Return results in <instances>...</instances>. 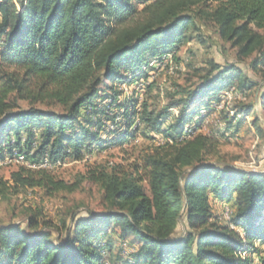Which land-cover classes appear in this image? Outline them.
<instances>
[{
    "label": "trees",
    "instance_id": "16d2710c",
    "mask_svg": "<svg viewBox=\"0 0 264 264\" xmlns=\"http://www.w3.org/2000/svg\"><path fill=\"white\" fill-rule=\"evenodd\" d=\"M199 14L237 49L236 62H211L200 81L177 84L164 106L141 100L139 89L126 96L116 88L144 79V92L152 93L150 61L190 42ZM241 63L264 75V0H0L1 161H81L137 134L154 143L133 170L89 172L108 207L74 214L64 237L39 227L35 213L27 230L0 224V264H253L252 255L244 257L249 252H259L264 264L255 246L264 241V170L208 158L215 136L237 130L252 114L264 138V79ZM19 99L32 105L22 108ZM216 111L221 131L205 132ZM187 128L197 133L182 141ZM18 165L11 174L18 186L74 189L45 167ZM6 188L0 181V195ZM212 199L222 211L212 209Z\"/></svg>",
    "mask_w": 264,
    "mask_h": 264
},
{
    "label": "rangeland",
    "instance_id": "374dc122",
    "mask_svg": "<svg viewBox=\"0 0 264 264\" xmlns=\"http://www.w3.org/2000/svg\"><path fill=\"white\" fill-rule=\"evenodd\" d=\"M199 8L197 10H200ZM204 9L210 10L211 8L205 7ZM141 18L142 16L138 15L130 22H136ZM187 34L192 36L191 41L182 45L177 52H168L160 59L150 61L148 67L153 69L150 71L148 81L154 82L156 85L152 93L146 95L144 92L146 90L144 79L137 84H116V88L122 90L126 96L132 94L134 89H139L142 91L141 100L148 98L152 106H164L168 102L167 94L173 91L177 84L186 87L200 81V78L211 69V62L226 64L237 61V49L220 36L218 27L208 17L199 14L197 28H191ZM175 56L179 59L178 61L174 59ZM240 65L252 78L258 82H263L264 75L262 72L251 70L246 63ZM12 96L15 98L17 93ZM223 97H227L230 104H234L230 92H225ZM253 98V96L249 97L247 102L252 101ZM18 103L22 108H28L32 105L30 100L19 99ZM33 105L57 111L64 110L61 106L47 103H33ZM219 108L221 107L219 106ZM171 112L177 114L178 110L174 109ZM252 119L253 114L246 117V121L237 130L221 131L219 126L223 127V125L218 121V112L216 111L207 117L203 128L205 132L220 130L225 134L215 136V148L208 155V158L244 169L264 170V138L257 136L251 125ZM195 131L197 133V130ZM157 139L159 140L158 143L156 140L157 145L164 143L162 136H158ZM153 146L154 143L150 138H143L141 134H137L124 145L111 146L103 151L95 150L91 155L87 154L81 161L68 158L61 164L48 166L37 164V167L20 159L19 162L10 164L1 162L0 181L6 183L7 188L4 194L0 195V224L20 223L27 230L29 216L35 213L39 214V227L48 228L57 239L64 237L66 233L64 225L70 222L74 214L85 215L89 211L101 212L108 207L104 202L100 185L89 179V172L97 168H111L113 166H122L124 169L133 170L136 164H140L141 156L153 149ZM18 164L34 169L45 167L47 172L56 180H62L69 186H73L74 189L49 191L40 187L25 188L18 186L11 180L12 172L17 171L21 166ZM141 173L144 175L145 171L142 170ZM225 207H229V205H225ZM225 207H223V215L226 219ZM214 210L216 212L222 211V207ZM255 246L261 247L264 251V241H257ZM250 255L254 258L253 264H262L259 259V252L256 254L249 252L244 254V257Z\"/></svg>",
    "mask_w": 264,
    "mask_h": 264
},
{
    "label": "bare ground",
    "instance_id": "6f19581e",
    "mask_svg": "<svg viewBox=\"0 0 264 264\" xmlns=\"http://www.w3.org/2000/svg\"><path fill=\"white\" fill-rule=\"evenodd\" d=\"M227 94V93H226ZM171 110H174L173 108L171 109ZM173 113V112H172ZM248 119V118H247ZM195 133H196V131L195 130H193L192 128H187L186 130H185V132H184V136L180 139V140H184V139H189V138H191L193 135H195ZM169 142L170 143H173V141L171 140V139H169ZM181 142V141H180ZM161 143H163V142H161ZM14 161H19V160H17V159H12V158H6V159H4L3 161H0V163L1 162H3V163H7V164H10V163H13ZM45 163L46 164H43V166H48L49 164H53L52 162H50L49 160H46L45 161ZM57 163V162H56ZM55 165H57V164H55ZM35 166V165H34ZM34 166H32V167H34ZM36 167V166H35ZM231 208L230 207H226V210H225V215H226V219H229L230 218V216H231Z\"/></svg>",
    "mask_w": 264,
    "mask_h": 264
},
{
    "label": "built area",
    "instance_id": "2783aa9c",
    "mask_svg": "<svg viewBox=\"0 0 264 264\" xmlns=\"http://www.w3.org/2000/svg\"><path fill=\"white\" fill-rule=\"evenodd\" d=\"M145 83V82H144ZM158 139H157V143H158ZM91 155V154H90ZM24 161H25V163H31L30 161H28L27 160V158H24ZM62 163V161L60 160L59 162H57V163H53V164H49V165H55V164H61ZM32 164H35V163H32ZM39 164H46L45 162H40ZM225 207V206H224ZM225 210H226V207H225Z\"/></svg>",
    "mask_w": 264,
    "mask_h": 264
},
{
    "label": "crops",
    "instance_id": "0c3cea01",
    "mask_svg": "<svg viewBox=\"0 0 264 264\" xmlns=\"http://www.w3.org/2000/svg\"><path fill=\"white\" fill-rule=\"evenodd\" d=\"M212 209H218L220 207V204L216 202V200H211ZM215 211V210H214Z\"/></svg>",
    "mask_w": 264,
    "mask_h": 264
}]
</instances>
